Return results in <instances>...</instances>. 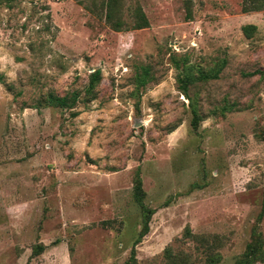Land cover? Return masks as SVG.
<instances>
[{
    "label": "rangeland",
    "instance_id": "1",
    "mask_svg": "<svg viewBox=\"0 0 264 264\" xmlns=\"http://www.w3.org/2000/svg\"><path fill=\"white\" fill-rule=\"evenodd\" d=\"M0 264H264V0H0Z\"/></svg>",
    "mask_w": 264,
    "mask_h": 264
},
{
    "label": "trees",
    "instance_id": "2",
    "mask_svg": "<svg viewBox=\"0 0 264 264\" xmlns=\"http://www.w3.org/2000/svg\"><path fill=\"white\" fill-rule=\"evenodd\" d=\"M108 17L111 18L112 15L110 12H108ZM148 26V21L145 17V15L140 11H138V22L136 24V27L137 28H144V27H147ZM244 31L247 35H250L252 32H253V29H255L253 26H245L244 28ZM143 71H147V69L145 67L142 68ZM99 75H100V72H96L93 76H92V79H91V82H90V86L89 88H93L94 87V84L96 83V81L99 79ZM201 79H207L209 78V75L206 74V73H201V76H200ZM184 84V91L186 92V86L191 83V77L190 76H186L184 80H181ZM139 82L141 84L145 83V79L143 77H141L139 79ZM49 103L52 105V106H55V107H60V108H67V107H71L73 105V103L76 101V96H74L72 98V100H70L68 97H51L49 98ZM198 121V119L195 117L194 118V123L196 124ZM142 195H143V190H142V182L140 180V176L138 175L137 178H136V183H135V196L137 198V200L141 201L142 199ZM149 231V221H148V218L146 219L145 221V224H144V230L142 232V236L146 235Z\"/></svg>",
    "mask_w": 264,
    "mask_h": 264
}]
</instances>
